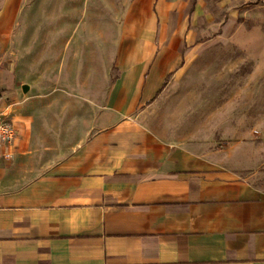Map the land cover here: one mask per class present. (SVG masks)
<instances>
[{
    "label": "crops",
    "instance_id": "crops-1",
    "mask_svg": "<svg viewBox=\"0 0 264 264\" xmlns=\"http://www.w3.org/2000/svg\"><path fill=\"white\" fill-rule=\"evenodd\" d=\"M138 2L112 81L109 5L66 2L42 34L68 41L55 70L75 75L24 114L29 91L4 50L14 16L0 22V90L17 103L20 132L0 159V264H264V181L214 129L183 122L177 96H163L180 72L196 70L179 67L178 46L201 43L192 33L158 36V27L183 23L194 1L158 0L155 11Z\"/></svg>",
    "mask_w": 264,
    "mask_h": 264
},
{
    "label": "rangeland",
    "instance_id": "rangeland-1",
    "mask_svg": "<svg viewBox=\"0 0 264 264\" xmlns=\"http://www.w3.org/2000/svg\"><path fill=\"white\" fill-rule=\"evenodd\" d=\"M71 1L82 6L87 0H4L1 4L0 22L5 24L13 16L15 20L12 43L4 50L15 54L17 87L24 85L29 91L20 114L35 97L63 93L65 89L59 87L62 75L67 79L75 75L55 70L58 61L55 66L54 60L68 41H55L42 34L53 31L54 22L65 11V3ZM136 1L104 0L109 5L111 21L110 81L118 75L117 49L130 46L121 38L125 19ZM157 1L138 3L148 2L149 9L155 11ZM191 1L193 7L183 23L171 20L158 27V36L164 32L169 33L168 38L192 33L199 37L195 43H201L178 46L184 53L179 67L189 65L196 70L185 75L180 72L181 77H175V84H170L163 96H177L182 102L175 106L183 122L189 123L190 128L199 124L201 130L214 129L217 142L225 147L234 146L232 153L239 161L251 162L246 172L256 173L264 181V0ZM169 12L174 18L176 12ZM99 44V40H93L94 48H99Z\"/></svg>",
    "mask_w": 264,
    "mask_h": 264
},
{
    "label": "built area",
    "instance_id": "built-area-1",
    "mask_svg": "<svg viewBox=\"0 0 264 264\" xmlns=\"http://www.w3.org/2000/svg\"><path fill=\"white\" fill-rule=\"evenodd\" d=\"M16 104L7 100L4 91L0 90V159L11 158L9 148L20 138L19 128L13 120Z\"/></svg>",
    "mask_w": 264,
    "mask_h": 264
}]
</instances>
